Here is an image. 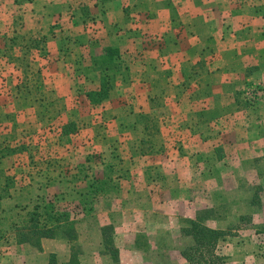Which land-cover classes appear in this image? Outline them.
<instances>
[{
  "label": "crops",
  "instance_id": "0c3cea01",
  "mask_svg": "<svg viewBox=\"0 0 264 264\" xmlns=\"http://www.w3.org/2000/svg\"><path fill=\"white\" fill-rule=\"evenodd\" d=\"M14 1L0 0V28L9 30L14 6L23 31L34 42L41 39L44 56L38 48L29 49L9 65L0 55V103L16 105L14 113L30 114L27 120L34 121V103L56 100L62 107L82 102L96 110L98 119L97 125L82 129L83 137L104 138L103 143L108 137L127 139L133 130L157 134L159 140L148 142L145 157L151 174L162 171L163 176H147L142 185L149 198L165 192L158 218L195 220L201 209L211 207L206 188L213 201L231 199L227 190L236 199H249V169L254 167L248 163L258 160L256 169L264 168V110L245 103L250 87H261L264 95V0H24L19 8ZM144 33L160 42L144 49ZM107 46L119 49L123 67L108 97L93 106L85 95L99 87L91 57L102 56ZM27 56L37 62L35 68L23 63ZM36 71L42 93L27 94L24 86L36 85L27 78L36 79ZM43 120L40 116L31 124L35 135H44ZM66 123L52 130L59 140L74 134H61ZM250 129L262 134L254 140L257 134ZM63 141L59 144L66 145ZM15 188L9 193L7 188L1 210L15 197L33 201L32 193L21 196L24 190ZM257 223L253 226L264 230V220ZM234 259L236 255L229 260ZM244 264H264V255L253 254Z\"/></svg>",
  "mask_w": 264,
  "mask_h": 264
},
{
  "label": "rangeland",
  "instance_id": "374dc122",
  "mask_svg": "<svg viewBox=\"0 0 264 264\" xmlns=\"http://www.w3.org/2000/svg\"><path fill=\"white\" fill-rule=\"evenodd\" d=\"M13 4L19 8L24 0H15ZM13 7L8 14L12 20L9 30L0 28V55L6 56L3 62L9 65L17 64L16 56L33 49L25 45L34 42V37L32 39L30 34L23 31L20 13L18 10L14 12ZM142 38L144 49L154 41L160 42L157 37L153 40L146 33ZM11 44L23 47L20 49ZM40 45L41 42L38 48H41ZM23 63L34 68L37 65L31 56H27ZM27 80L33 83L35 76ZM46 92L52 98L50 90ZM246 92L249 96L245 97L246 105L264 110L261 87L256 85ZM14 108L18 107L0 103V179H8L5 187L8 193L17 186L18 190H24L21 196L32 193L33 201L15 197V200L6 201L4 211L0 210V264H189L182 252L194 245L192 236L187 232L191 219L158 218V212L165 207V192L158 190L153 198H149L148 189L142 185V179L160 174H151L148 170L150 159L145 157L149 153L148 142L159 140L157 134L148 137L133 130L127 139L111 141L112 137H108L103 143L101 140L104 138L89 140L83 137L82 129L92 125V122L97 125L98 119L95 118L96 110L89 109L82 102L62 107L56 100L44 105L34 103V121L27 120L30 114L14 113ZM40 116L45 119L41 121L45 129L43 136L35 135L31 126ZM66 120L73 121L77 130L63 141L57 139L52 130ZM104 122L107 123V118ZM261 123L264 125V121ZM151 126V130L156 129L153 122ZM98 128H103V124ZM250 130L257 134L254 140L262 134L259 133L261 130ZM61 141L66 145L59 144ZM135 144L139 145L132 149L131 146ZM257 162L252 160L248 163L254 167L249 169L251 182L247 191L248 200L236 199V194L227 190V196L231 199L213 201L211 192L204 189L203 194H207L204 197L210 199L205 201L211 207L209 210L201 209L195 222L211 230H214L212 226H226L227 230L222 231L224 233L218 238L214 249V255L219 257L221 264H244L247 257L253 254L264 255V230L253 226L264 220V168L256 169ZM21 167L23 169L19 171ZM104 172L110 186L96 199L93 212L86 215L72 210L77 235L73 242L59 233L47 241L41 240L39 246L17 244V236L23 232L22 222L35 206L52 202L56 209L68 210L78 190L86 187L88 179L91 176L101 178ZM160 175L163 176L162 171ZM20 183H25L23 188L19 187ZM3 186L4 182L0 184V190ZM163 223H167V226H160ZM166 228L169 229L164 231ZM227 242L228 245H225ZM229 244L237 249L229 250ZM232 255H236L237 259L229 260ZM208 257L206 254L205 259Z\"/></svg>",
  "mask_w": 264,
  "mask_h": 264
},
{
  "label": "trees",
  "instance_id": "16d2710c",
  "mask_svg": "<svg viewBox=\"0 0 264 264\" xmlns=\"http://www.w3.org/2000/svg\"><path fill=\"white\" fill-rule=\"evenodd\" d=\"M40 42H30V45L26 44L25 47L37 49ZM11 45L19 48L23 47L20 44ZM38 49L40 56H44L43 47ZM26 52H29V50H26ZM122 67L119 49L114 46H107L102 56L91 57V71L99 74V87L96 90L85 92L91 105L96 106L108 97L109 92L115 86L116 74L120 73ZM36 73V85L33 87L28 84L24 86V91L27 94L37 95V93H42L41 83L39 84L40 72L36 71ZM76 130L75 123L69 121L62 127L61 134L68 136L75 133ZM107 177L105 172L103 173V179L91 176L86 182V187L80 191L78 190L76 199L68 210H58L52 202H46L39 207L35 206L29 217L25 221H21L24 224L21 228L23 232L18 234L17 244L30 243L39 246L41 239L53 238L59 233L64 235L69 242H73L77 235L76 218L72 217V210H77L78 213L80 211V213L86 215L91 213L97 197L109 189L110 183ZM4 179H0V184L4 182L3 189L0 190V210L3 195L6 192L5 187L8 183V179ZM189 225L190 229L187 232L192 236L194 245L182 252L183 257L189 264H221L219 257L214 255V249L218 238L224 232L199 226L195 220H191ZM206 254L209 256L207 260L205 259Z\"/></svg>",
  "mask_w": 264,
  "mask_h": 264
}]
</instances>
